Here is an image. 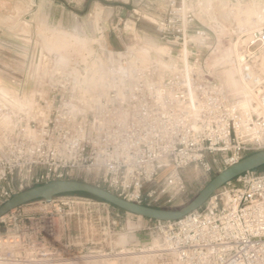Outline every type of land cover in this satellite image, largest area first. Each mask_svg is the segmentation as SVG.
<instances>
[{
    "label": "built area",
    "instance_id": "built-area-1",
    "mask_svg": "<svg viewBox=\"0 0 264 264\" xmlns=\"http://www.w3.org/2000/svg\"><path fill=\"white\" fill-rule=\"evenodd\" d=\"M165 1L157 48L139 40L117 49L100 29L94 46L58 65L50 53L25 51L0 84V205L34 185L75 179L175 208L186 192L185 168L210 173L264 149V23L237 29L243 42L233 64L242 88L231 92L204 58L195 0ZM121 19L113 27L119 39ZM140 218V228L127 230L148 240L121 243L122 219ZM0 225L17 249L11 255L27 261L264 264V171L244 172L174 220L67 192L19 205ZM78 242L81 255L73 252Z\"/></svg>",
    "mask_w": 264,
    "mask_h": 264
},
{
    "label": "rangeland",
    "instance_id": "rangeland-1",
    "mask_svg": "<svg viewBox=\"0 0 264 264\" xmlns=\"http://www.w3.org/2000/svg\"><path fill=\"white\" fill-rule=\"evenodd\" d=\"M194 6L198 19L196 25L207 34V47L203 50L207 65L231 92H240L242 87L233 64L234 55L243 42V36L237 29L241 25L264 23V0H195ZM122 7L123 12H120ZM166 8L165 0H0V78L3 82L10 81L13 70L20 68L27 50L31 51L32 57L42 50L57 60L70 56L80 58L87 51L86 47L95 45L91 44L100 36V29L114 48H121L123 42L139 40L157 48L162 45L157 25L164 19ZM119 17L122 18L119 25L123 32L121 39L113 32ZM136 28L143 32L139 33ZM246 102L249 104V99ZM220 168L215 165L210 173L193 165L185 168L186 192L173 207L188 203ZM260 170L264 171V167ZM141 221L142 218L134 223H125L122 219L125 229L120 236L121 243L131 239L141 243L148 240L149 236L144 231L127 230L128 227L140 228ZM3 232L0 225V236ZM1 239L5 240V237L1 236ZM10 244L9 240L0 244V254L4 253L8 258L0 264H106V261L81 260L80 257L69 262L62 260L61 263L27 261L24 257L11 255V251L17 249ZM76 245L74 253H85L81 251L79 242ZM60 249L64 250V247L60 246ZM117 261L119 264H139V259L135 263ZM152 263L155 264L154 261Z\"/></svg>",
    "mask_w": 264,
    "mask_h": 264
},
{
    "label": "water",
    "instance_id": "water-1",
    "mask_svg": "<svg viewBox=\"0 0 264 264\" xmlns=\"http://www.w3.org/2000/svg\"><path fill=\"white\" fill-rule=\"evenodd\" d=\"M262 166H264V149L252 152L218 171L195 197L179 208L155 207L129 201L105 188L82 180L55 179L14 193L0 205V217L13 208L38 198L51 199L57 194L85 192L142 217L154 220H174L199 208L215 190L227 182L235 179L246 171L255 170Z\"/></svg>",
    "mask_w": 264,
    "mask_h": 264
},
{
    "label": "bare ground",
    "instance_id": "bare-ground-1",
    "mask_svg": "<svg viewBox=\"0 0 264 264\" xmlns=\"http://www.w3.org/2000/svg\"><path fill=\"white\" fill-rule=\"evenodd\" d=\"M96 13H98V12H96ZM45 55H46V57H48L47 55H48V53H45ZM63 60V58L62 59H56V64L58 65V64H60L61 63V61ZM234 78V77H233ZM235 80H236V78H235ZM4 82L2 81V80H0V84H3ZM236 83V82H235ZM6 242V240H0V243H5ZM140 261V260H139ZM92 262V261H91ZM97 262V261H96ZM119 261H117V260H113V261H106V264H119L118 263ZM136 262V261H135ZM103 263V262H102ZM105 263V262H104ZM128 263V262H127ZM86 264H88V263H86ZM93 264H101L100 262H98V263H93ZM151 264H154V263H151Z\"/></svg>",
    "mask_w": 264,
    "mask_h": 264
},
{
    "label": "trees",
    "instance_id": "trees-1",
    "mask_svg": "<svg viewBox=\"0 0 264 264\" xmlns=\"http://www.w3.org/2000/svg\"><path fill=\"white\" fill-rule=\"evenodd\" d=\"M264 167V166H262ZM74 193H80V194H85V195H91V194H88V193H85V192H74ZM91 196H94V195H91Z\"/></svg>",
    "mask_w": 264,
    "mask_h": 264
},
{
    "label": "crops",
    "instance_id": "crops-1",
    "mask_svg": "<svg viewBox=\"0 0 264 264\" xmlns=\"http://www.w3.org/2000/svg\"><path fill=\"white\" fill-rule=\"evenodd\" d=\"M120 12H123V7L120 9ZM1 79V78H0ZM2 81H4L3 79H1Z\"/></svg>",
    "mask_w": 264,
    "mask_h": 264
}]
</instances>
